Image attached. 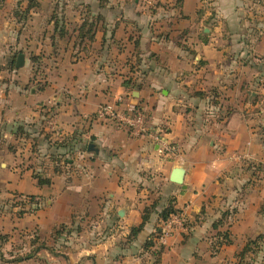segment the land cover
I'll return each mask as SVG.
<instances>
[{
    "label": "crops",
    "instance_id": "0c3cea01",
    "mask_svg": "<svg viewBox=\"0 0 264 264\" xmlns=\"http://www.w3.org/2000/svg\"><path fill=\"white\" fill-rule=\"evenodd\" d=\"M51 2L33 55L44 64L42 81L25 90L34 60L24 57L28 75L0 107L4 135L11 137L13 120L30 132L27 125L50 111L41 128L52 126L50 139L61 143L48 151L88 159L86 174L65 187L59 172L38 174L49 180L38 185L34 173L10 171L5 154L0 184L57 195L45 219L54 226L67 217L73 240L88 234L67 248L66 264H242L254 245L264 257V0ZM118 99L123 110H143L150 131L162 132L176 156L96 118L101 105ZM176 167L184 171L180 185L170 181ZM168 207L184 224L161 243L171 218L160 214Z\"/></svg>",
    "mask_w": 264,
    "mask_h": 264
},
{
    "label": "rangeland",
    "instance_id": "374dc122",
    "mask_svg": "<svg viewBox=\"0 0 264 264\" xmlns=\"http://www.w3.org/2000/svg\"><path fill=\"white\" fill-rule=\"evenodd\" d=\"M36 1L35 7L32 5L29 8V0H0V107L6 101L8 104V98L6 99V97L16 87H19V79L28 75L26 70L16 69L17 57L22 54L30 61L38 57L40 59V56H33L37 53L35 50L36 42L41 34V29L47 26V20L44 21L42 17L43 15L50 17L53 4L51 0H44V4H42V0ZM32 67L29 71L30 83L25 86V90H29L30 87H38L33 81L36 82L38 79L42 81L45 72L42 61L34 60ZM40 81H38V84L42 85ZM3 108L5 110L4 106ZM43 109H46V107H43ZM42 113L46 119L40 122L41 126H37V123L40 124L39 122L29 123L27 126L30 132L27 133L19 130L21 126L17 122L20 120H13V122H16V126H12V130L9 132L11 137H9L4 135L5 133L8 134L7 127L9 125L6 122L7 120L4 119L3 114H5V111H0V163H3V166L0 167V174L6 168V162L3 159V155L6 154V156H11L7 168L13 173L22 175L24 172L29 171L34 173V177L38 174L46 177L51 175L52 171L55 174L59 172V174H62L61 179L65 187L72 184L75 179L80 180V177L86 174L87 167L84 166V161L88 159L79 158L77 162H73L70 156L64 158L65 154L63 152L58 153L56 150L54 153H50L47 146H56L61 142H59L60 140L50 139L51 134H49V131L52 126L48 124L45 126L49 127L48 132L44 131V127L41 128L44 123L50 120V111H42ZM30 120L27 119V121ZM22 123L24 124V122ZM55 131L53 132L56 134L57 130ZM34 134L42 137L41 139L46 144H39V137L33 136ZM259 135L262 136L259 141H262L261 148L264 151V130L262 126ZM6 189L0 184V252L2 253L0 264H51L48 261L49 256L55 258V260H51L55 264H66L65 260H69L67 248L72 245L78 246V244H82V241H87L85 237L88 234L81 241L73 240V237L70 238L68 233L70 225L67 217L62 222L54 224V226L49 222L50 217L47 218L49 223L47 222L45 218L50 211V207L57 202V195L52 190L46 191L45 195L32 196L25 191H7ZM31 197H34V199H30ZM104 200L106 203L111 201L107 195L104 196ZM175 217L178 216L175 215ZM170 218L173 220L174 216ZM171 221L160 228L158 238L161 243H165V240L172 236L174 227H182L184 224L183 219L180 220V218L174 219V222ZM89 225L90 230H93L94 225L92 226L90 222L86 226L89 227ZM71 226L73 227V225ZM53 231L54 233L50 236ZM115 231L120 234L124 233L125 229L121 230L115 227ZM94 235L96 236V232H94ZM42 245L46 246L48 251L51 249L54 254L47 252V254H50L47 256L45 251L40 249L38 255L36 249L39 251V247ZM256 248L258 246H251L250 254L246 253L244 255L243 260L245 262H241L242 264H264V257L258 255ZM60 254L62 257H60ZM236 261L239 260L236 259ZM236 261L234 264H237ZM76 263L77 260L69 262V264ZM78 263L80 264L81 260Z\"/></svg>",
    "mask_w": 264,
    "mask_h": 264
},
{
    "label": "built area",
    "instance_id": "2783aa9c",
    "mask_svg": "<svg viewBox=\"0 0 264 264\" xmlns=\"http://www.w3.org/2000/svg\"><path fill=\"white\" fill-rule=\"evenodd\" d=\"M120 99L101 105L95 115L99 121L113 123L126 130L133 137H145L157 146V151L164 157H175L177 147L168 142L162 132H151L147 125V116L143 110H123L119 107ZM172 220V219H171ZM170 220V221H171ZM174 222V219L171 221Z\"/></svg>",
    "mask_w": 264,
    "mask_h": 264
},
{
    "label": "trees",
    "instance_id": "16d2710c",
    "mask_svg": "<svg viewBox=\"0 0 264 264\" xmlns=\"http://www.w3.org/2000/svg\"><path fill=\"white\" fill-rule=\"evenodd\" d=\"M29 1H30V7H29V8H31L32 5H33V7H35V4L37 3V1H36V0H29ZM89 32H90V31H89ZM91 38H92V37H91ZM31 60H35V59H31ZM133 109L136 110V107H133ZM34 178H36V180H37V184H38V185H48V184H49V180H48V179H42L40 176H35ZM30 199L33 200L34 197H31ZM176 214H177V213H176L175 211H173V210L171 209V207H168V208L164 209V210L161 212V214H160V218H161V220H162L163 222H167L168 219H169L171 216H174V215H176ZM146 215H147V211L145 212V215H144V217H143V221H142V223H141L138 227L132 229V231H131V235H132L133 237L137 236V234L142 230V228H143L145 222L147 221V217H146ZM225 238H226V237H224V239H225ZM225 240L228 242L227 238H226ZM226 241H225V242H226ZM0 256H2V253H1V252H0Z\"/></svg>",
    "mask_w": 264,
    "mask_h": 264
},
{
    "label": "water",
    "instance_id": "95a60500",
    "mask_svg": "<svg viewBox=\"0 0 264 264\" xmlns=\"http://www.w3.org/2000/svg\"><path fill=\"white\" fill-rule=\"evenodd\" d=\"M24 66V55L20 54L15 63L16 69L22 68ZM95 150L94 145L90 144L88 146V151H93ZM183 169L176 167L172 170L171 175H170V181L172 183L180 185L182 183V177H183Z\"/></svg>",
    "mask_w": 264,
    "mask_h": 264
}]
</instances>
